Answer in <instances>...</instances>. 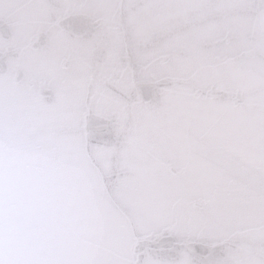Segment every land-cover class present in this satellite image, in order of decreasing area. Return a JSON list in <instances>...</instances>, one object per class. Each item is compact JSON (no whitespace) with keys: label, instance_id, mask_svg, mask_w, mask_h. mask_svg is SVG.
<instances>
[{"label":"water","instance_id":"1","mask_svg":"<svg viewBox=\"0 0 264 264\" xmlns=\"http://www.w3.org/2000/svg\"><path fill=\"white\" fill-rule=\"evenodd\" d=\"M0 264H264V0H0Z\"/></svg>","mask_w":264,"mask_h":264}]
</instances>
